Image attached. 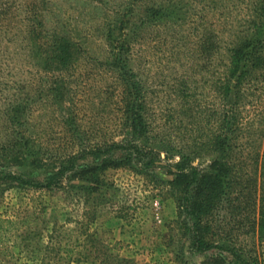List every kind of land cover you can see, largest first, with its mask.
<instances>
[{
    "label": "rangeland",
    "instance_id": "374dc122",
    "mask_svg": "<svg viewBox=\"0 0 264 264\" xmlns=\"http://www.w3.org/2000/svg\"><path fill=\"white\" fill-rule=\"evenodd\" d=\"M122 1H45L49 25L65 27L88 51L85 62L68 77V93L58 104L46 96L50 77L36 83L38 66L26 42L15 35L0 37V67L6 70L2 76L11 89L17 90L26 81L30 92L44 91L42 100L33 97L38 99L34 126L45 145L40 162L18 168L1 161L0 172L45 181L59 167L56 159L72 151L61 132L62 117L71 113L82 121L90 139H114L124 145L109 154L79 159L76 171L62 178L64 190L23 189L0 178V217L30 215L35 218L32 227L41 231L27 241L25 249L16 232L0 235V264H181L182 260L187 264H264V232L260 230L264 67L257 70L241 106L233 149L223 160L232 165L235 177H230L225 196L214 202L199 226L191 214L193 203L202 198L199 184L193 185L185 200L183 187L176 183L184 171L182 165H187L189 174L196 171L202 181L217 167L215 161L222 160L210 138L219 119L217 88L225 49L237 32L244 31L246 21L257 17L262 0H187L185 22L160 34L144 33L135 53L137 60L132 62L146 93L149 131L144 134L120 126V90L105 64L108 47L101 26L110 8ZM138 5L133 8L130 34L139 32L146 19ZM150 35L155 37L153 43ZM210 36L219 39L212 60L203 53L202 44ZM156 43L160 45L153 48ZM127 153H133L131 167L104 166L124 160ZM93 171H98V178L93 179ZM71 185L82 189H70ZM185 204L189 211L181 208ZM88 221L97 245L88 260L76 261L79 242L87 243L82 228ZM196 237L214 246L199 251L193 242ZM49 243L61 244V252L49 251Z\"/></svg>",
    "mask_w": 264,
    "mask_h": 264
},
{
    "label": "trees",
    "instance_id": "16d2710c",
    "mask_svg": "<svg viewBox=\"0 0 264 264\" xmlns=\"http://www.w3.org/2000/svg\"><path fill=\"white\" fill-rule=\"evenodd\" d=\"M45 1L19 0L18 3L17 0H0V37L18 36L23 42H26L27 52L38 66L36 83H41L44 78L50 77L52 82H48L51 86L48 87L46 96L48 99H53L54 104H58L68 93V88L65 87L68 77H71L73 72H76L77 68L85 62V53L88 51L82 43L75 41L69 35L70 33L65 27L58 24L49 25ZM137 2L146 19L142 21L139 32L130 34L132 12L135 5L138 4ZM213 3L215 4V1ZM258 5L256 16H260V18L257 20L256 17L246 21L244 31L237 32L241 35H235L232 44L230 42V45H227L225 49L223 71L217 88L220 105L219 119L215 122L216 130L210 138L214 150L223 155L222 160L215 161L214 164L217 167L205 175L202 181L198 179L196 171L191 174L185 171L186 164L180 167V170L184 171L176 179V183L183 187L185 200H187L186 196L193 185L199 184L198 191L202 198L199 203H193L194 208L191 210V214L195 215L197 219V226L212 211L214 202L225 196L226 189L230 188V177L231 179L235 177L232 165L223 160L227 158V153L233 149L234 134L238 130L241 106L245 104L244 100L248 96L252 82L256 79L257 70L264 67V18L261 17L264 16V0L260 1ZM188 8L187 0H123L122 3H117L110 8L111 11L101 26V32L106 38L108 47L105 64L110 69V74L113 75L120 90L117 115L120 126L125 131L131 130L140 134L149 131L144 83L139 72L135 71L134 66L132 67V62L137 60L135 53L141 39L144 38V33L147 35L151 32L160 34L163 32L162 29L182 24L188 19ZM149 38L152 43L155 41V37L153 38L152 35ZM209 38L207 43L202 42L205 47L207 46L206 49L204 47L203 53L208 54L212 60L216 55L214 48L219 47V39L216 36ZM166 43L168 42L166 41ZM157 45L160 44H154L153 48H156ZM3 72L6 70L0 67V162L4 161L9 166L18 165L19 168L27 162L37 163L42 159L45 145L34 126V104L38 99L42 100L44 91L42 90L41 93H37L38 90L30 92L26 81H23V85L13 91L9 82L5 81L2 76ZM33 96L38 99H34ZM73 124L76 127H72ZM82 127V121H79L78 116L75 117L71 113L62 117L61 132L72 151H68L56 159L59 161L57 163L59 167L55 172L50 173L45 181H33L25 178L22 174L5 171L0 172V178L6 180L7 183L11 182L10 186L56 192L66 188L62 178L67 173L76 171L79 159H84L89 155L99 157L101 153L109 154L116 149L124 148V145L115 142L114 139H90L89 132L82 130ZM133 147L135 152H140L137 145ZM75 149L77 150L75 151ZM132 160L133 153H127L124 160L108 161L109 165L105 164L104 166L131 167ZM93 172L95 173L93 179L98 178L96 175L98 171ZM69 188L75 189L76 187L71 185ZM76 189H82V187ZM83 189L90 190L91 188L83 187ZM187 205H181L183 211H189ZM260 214V230L264 232V194L261 199ZM34 219L30 215L15 217V219L0 217V235H7L14 231L21 239L19 245L24 249L28 248L27 241L41 232L32 227ZM83 226L82 230H84L87 243L79 242L81 251H78L76 261L88 260L92 254L93 246L97 245L94 234L89 231L90 222L88 221ZM54 229H56V225ZM193 242L199 251L214 246L203 242L198 237ZM49 244L47 246L49 251L56 254L61 252L63 247L61 244ZM66 252L71 254L73 251L66 250ZM181 264L187 263L182 260Z\"/></svg>",
    "mask_w": 264,
    "mask_h": 264
}]
</instances>
